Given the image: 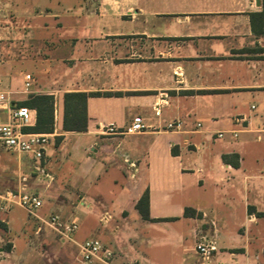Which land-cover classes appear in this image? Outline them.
<instances>
[{"label":"crops","instance_id":"1","mask_svg":"<svg viewBox=\"0 0 264 264\" xmlns=\"http://www.w3.org/2000/svg\"><path fill=\"white\" fill-rule=\"evenodd\" d=\"M39 5L24 17L27 25L36 22L22 36L26 55L0 61V91L12 93L14 106L28 93L54 96V130L45 133L51 139L42 163L51 179L38 175L48 182L29 189L43 201L41 218L57 214L79 229L74 241H63L49 228L39 231L32 217L33 227L25 222L12 238L2 220L0 264H81L77 244L88 239L114 252L110 264H158L153 249L171 240L167 232L178 245L169 264H201L195 251L201 236L215 242L211 264L264 259V34L252 22L264 0ZM68 92L112 95L89 97L88 128L75 132L63 129ZM0 116L7 120V111ZM136 116L147 128L126 133ZM177 121L180 129L167 130ZM35 123L32 110L24 131ZM109 126L114 133H106ZM5 152L32 169L29 155ZM146 192L149 220L136 207ZM163 224L177 228L159 230Z\"/></svg>","mask_w":264,"mask_h":264},{"label":"built area","instance_id":"2","mask_svg":"<svg viewBox=\"0 0 264 264\" xmlns=\"http://www.w3.org/2000/svg\"><path fill=\"white\" fill-rule=\"evenodd\" d=\"M32 83L31 75L27 74L24 92H30ZM0 110L7 111V120L1 119L0 116V150L18 155H29L34 162L32 172L41 178L50 180L51 177L46 173L42 163L51 134L24 131L26 127L30 126L32 110L26 106H14L12 93L9 91H0ZM155 113L157 115L160 113L159 104L155 106ZM146 128L143 118L136 116L125 132L136 134L145 131ZM166 128L167 130H178L181 128V123L170 122ZM105 131L108 134L115 132L112 126L107 127ZM13 206L22 208L29 216L36 218L40 223L39 231L41 228L47 227L61 240L74 241L73 235L79 229V223L77 221L64 222L57 215L41 218L38 211L43 207V201L37 192L29 189L26 177L21 179L16 190L8 189L0 192V212H8ZM77 245L81 264H90L93 260L110 264L114 257V252L97 239H88ZM195 251L201 259V264H211L213 253L216 251L215 242L206 236H201L196 243Z\"/></svg>","mask_w":264,"mask_h":264},{"label":"rangeland","instance_id":"3","mask_svg":"<svg viewBox=\"0 0 264 264\" xmlns=\"http://www.w3.org/2000/svg\"><path fill=\"white\" fill-rule=\"evenodd\" d=\"M46 1L49 0H0V61L1 62L6 61L5 59L16 60L18 58H21L22 55L23 56L26 55V50L21 47L22 45L21 41L22 39L24 40L22 36H24L27 33V30L25 29L28 26L29 28L32 27V25H35L36 22H32V24L27 25L25 23L26 20L24 19V17H26L25 15H32L35 10L41 7L39 3ZM50 1H55V0H50ZM14 23L16 24L17 29L15 30L13 29L11 31L10 27L14 25ZM31 31L32 30H30L29 32ZM9 33H12L13 35L12 39L10 38ZM31 33H33V31ZM9 40H13V41L7 42ZM6 46H8L9 49H7ZM17 69H20L23 75L26 74V71H24L23 68L20 67V64H18ZM28 95H30V93H28ZM259 154L264 156V145L259 148ZM21 158L23 157H19L14 154L7 153L4 150H0V191L4 192L8 189L16 190L19 187L20 181L23 177L27 178V184L29 188L35 186L41 187L43 186V184H46L48 182V180L45 179H42L41 182L37 181L36 177H38V175L35 176L34 173L32 172L33 171L32 169L31 170L29 168L21 169L20 167H18L17 164L21 162ZM23 161L24 160L22 159V163ZM66 171H68V167H66L63 170V172L59 173V179L57 181H62L64 179V175L66 174ZM57 216L61 220H63L59 215ZM6 219L9 221L10 224L9 234L12 238H17V236L21 235V231L23 226L25 225V222L28 221L32 227L35 223V220L31 216H29L25 212V210H23L18 206H13L9 213L0 212V233H4L5 231H7L6 223L2 222V220H6ZM166 227L170 229L169 231L177 228V226L174 227L171 224H163L161 227L158 228H160L159 230H163ZM43 230L48 231L47 227H43ZM165 234H167L165 237L170 238L171 240L168 241L167 243H162L160 244L159 247H155L153 249L154 251L153 257L158 259L156 261L158 264H169L171 263V260L169 259L168 256L169 255L175 256V254L177 255L178 245L175 242L176 241L175 238L173 237V240L171 238L172 232L171 233L167 232ZM9 246L10 244H7L4 247L8 249ZM17 260L18 259H15L16 263ZM222 263L233 264L229 262L227 258H224ZM257 263L264 264V259H260L259 262L256 261L253 262V264H257ZM23 264H32V263L26 262Z\"/></svg>","mask_w":264,"mask_h":264},{"label":"trees","instance_id":"4","mask_svg":"<svg viewBox=\"0 0 264 264\" xmlns=\"http://www.w3.org/2000/svg\"><path fill=\"white\" fill-rule=\"evenodd\" d=\"M257 20L262 28L260 33L264 34V10L261 13L252 14V22ZM255 30V28H254ZM261 52H264L261 49ZM264 59V56H263ZM100 95H112L111 93H85L68 92L63 96L64 104V131L85 132L88 128L87 101L89 97ZM17 106H26L36 112V123L26 131L35 133H52L54 130L55 98L48 94H31L27 100L18 103ZM137 209L146 220H149V197L146 192L138 201ZM190 209L185 210V215L191 214Z\"/></svg>","mask_w":264,"mask_h":264}]
</instances>
